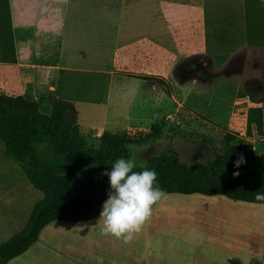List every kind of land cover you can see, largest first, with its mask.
<instances>
[{"label": "crops", "instance_id": "1", "mask_svg": "<svg viewBox=\"0 0 264 264\" xmlns=\"http://www.w3.org/2000/svg\"><path fill=\"white\" fill-rule=\"evenodd\" d=\"M171 5L172 9L167 0H0V91L10 96L60 98L53 90L69 87L68 74L87 72L104 75L102 82L107 89L114 81H136L137 89L144 92L127 95L132 104L141 95L153 104L165 101L166 93L149 77L170 72L168 58L181 60L209 51L205 35L190 33L184 39L182 8ZM6 9L5 22L1 13ZM169 14L172 17L168 19ZM201 29L195 30L199 33ZM254 47L264 50V43ZM107 58L109 64L104 62ZM109 97H102L101 105ZM104 122L96 135L98 141L107 126L115 131L124 124L106 115ZM127 122V129L140 123L136 117H128ZM87 128L85 136L98 129ZM173 195L177 201H205L206 206L203 202L185 205L204 212L190 219L176 213H157L156 221L150 219L125 244L101 235L103 225L98 221L102 204L95 218L51 222L28 250L7 264H264V245L245 244L247 202L221 195L167 196ZM206 202L216 208L207 207ZM262 230L248 232L258 237L263 235Z\"/></svg>", "mask_w": 264, "mask_h": 264}, {"label": "rangeland", "instance_id": "2", "mask_svg": "<svg viewBox=\"0 0 264 264\" xmlns=\"http://www.w3.org/2000/svg\"><path fill=\"white\" fill-rule=\"evenodd\" d=\"M167 2L171 9V4H179L182 8L184 39L186 40L190 33L199 34L201 37L205 35L209 51L190 58L184 56L181 60L168 58V67L172 65L171 71L163 76L149 77L151 83H157L166 93L165 101L153 104V100H147L141 95L134 100L135 104H132L127 95L144 92L141 88L137 89L136 81H114L112 87L110 85L107 89L102 82L104 75L86 74L87 72L68 74L66 78L69 79L68 83H71L69 87H56L53 91L63 100L74 103L82 133L87 132V127L98 128L95 133L86 134L88 144L95 148L99 146L96 135L102 131L99 126L106 123H103L105 115L108 119L115 117L121 119V123L124 124L116 129L117 133L135 140L142 139L146 131L149 132L151 125L157 123L162 132L158 139L128 146L130 155L135 154L138 166H144L153 156L161 153H171L181 163L187 165L194 163L205 165L222 153V140L226 133L235 136V147L257 155L264 154V132L258 131L254 124L250 129L247 128L248 110L260 107L263 112L264 129V50L254 47L264 43V35H258L256 22L251 25L243 16L246 1L167 0ZM254 2L257 5L255 10H260L264 4L262 0ZM169 17L172 15L169 14L168 19ZM227 18L231 26L226 29L224 39H219L218 31H222L221 27ZM7 20L6 9L4 14L1 13V21ZM168 25L170 26L169 21ZM198 27L202 28L199 33L195 30ZM168 36L172 41L170 29ZM169 47L171 44H168ZM213 53L221 56L211 57ZM104 62L109 64L110 59L107 58ZM47 88L45 91L48 93ZM105 96L109 98L104 101L105 105H101V99ZM26 98L39 102L42 113H50L51 103L48 95ZM259 102L260 105H255ZM128 117L138 118L140 123H137L136 128H126L129 124ZM113 130L111 126L106 127V131L115 133L116 130ZM173 197L176 195L167 196L154 207L152 220L156 221L155 214L160 212L174 216L178 214L179 217L190 219L200 217V213L204 212L202 210H205L187 207L197 206L200 202L204 205L205 201H177L173 200ZM42 198V193L30 186L20 167L5 155L0 142V243L22 230L32 208ZM244 205H247L248 211L246 217L248 235L245 244L264 245V230L263 235L258 237L248 232L255 230L259 232L260 228L264 229V214L260 215L264 212V204ZM210 206L214 207L208 203L207 207ZM167 217L165 224L168 227L170 221L169 216Z\"/></svg>", "mask_w": 264, "mask_h": 264}, {"label": "trees", "instance_id": "3", "mask_svg": "<svg viewBox=\"0 0 264 264\" xmlns=\"http://www.w3.org/2000/svg\"><path fill=\"white\" fill-rule=\"evenodd\" d=\"M245 1L243 16L251 25L256 22L258 35H264V4L255 10L254 0ZM229 21H224L217 38L224 39L231 26ZM49 100L50 113L44 114L39 102L0 91V142L4 153L20 167L31 187L43 195L32 208L24 228L0 243V264H7L28 250L51 222L97 217L110 190L109 179L103 175L111 170L110 164L122 156L128 158L129 145H141L162 135L157 123L139 140L104 131L95 148L80 131L75 106L53 95ZM253 124L264 132L261 108L248 110L247 128ZM234 141L235 136L226 133L222 153L205 165H187L171 153H161L137 170H155L159 186L168 194L221 195L233 201L264 204L255 199V192L264 191V154L237 148ZM241 155L246 162L236 168L235 162ZM235 172L239 176H234Z\"/></svg>", "mask_w": 264, "mask_h": 264}, {"label": "clouds", "instance_id": "4", "mask_svg": "<svg viewBox=\"0 0 264 264\" xmlns=\"http://www.w3.org/2000/svg\"><path fill=\"white\" fill-rule=\"evenodd\" d=\"M245 162L241 155L236 160L235 167L239 168ZM110 165L111 170L103 173L109 179L110 190L98 224L103 225L101 235L114 237L127 244L143 230L153 215L154 207L168 193L159 186L155 170L146 167L137 170L134 153L128 158L122 156ZM239 174L235 172L234 176ZM255 199L264 201V191L255 192Z\"/></svg>", "mask_w": 264, "mask_h": 264}]
</instances>
